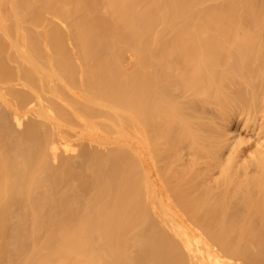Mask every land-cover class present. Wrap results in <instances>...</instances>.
<instances>
[{"label": "bare ground", "instance_id": "bare-ground-1", "mask_svg": "<svg viewBox=\"0 0 264 264\" xmlns=\"http://www.w3.org/2000/svg\"><path fill=\"white\" fill-rule=\"evenodd\" d=\"M43 53L66 58L60 73H44ZM70 66L95 90L77 100L125 108L127 118L113 112L127 120L125 143L95 141L99 113L75 117L61 97L54 106L87 120L92 153L60 126L47 131L44 95L61 94ZM16 74L14 105L37 120L18 132L0 113V264H264V0H0L6 90ZM107 121L106 131L122 123Z\"/></svg>", "mask_w": 264, "mask_h": 264}, {"label": "rangeland", "instance_id": "rangeland-1", "mask_svg": "<svg viewBox=\"0 0 264 264\" xmlns=\"http://www.w3.org/2000/svg\"><path fill=\"white\" fill-rule=\"evenodd\" d=\"M57 22H58V20H55V22H54V24H53V27H52V26H51V27L54 28V29H53L54 31H55V29H56V30H57V34H60V36H62V32L59 31V30L57 29V28H58V26H57ZM56 27H57V28H56ZM45 58H46L47 61H45ZM52 58H54V59L52 60ZM64 58H65V57H64L62 54H57V53H56V54H54V56H52V55L49 56V55L47 54L46 56H44V53H43V54L39 57V59H40V62H39V63H40L41 65H44V66H45L46 69H45L43 66L40 65L41 67H43L42 69H43L44 73H46V72H48L49 74L60 73L61 68H62V67H61L62 64H59V63H63V60L66 59V58H65V59H64ZM70 58H71L73 61L75 60L74 63L76 64V66H77L76 60H78V62H81V60H80L81 58L79 59V57H78V58L76 57L75 59H73L74 57L71 56ZM130 58H131V57H128V56H124V57L122 58L123 61H124V64H123V65H124L125 67H128V66L130 65V64H129V63H131V62H130V61H131ZM48 59H50L51 62H52V61H53V62L51 63ZM124 59H125V60H124ZM128 59H130V61H128ZM56 61H57V63H56ZM71 64H72V62L70 61V65H71ZM75 64H72V66H74ZM57 65H60V68H59V66H57ZM48 67H49V68H48ZM53 67H54V68H53ZM57 67H58V68H57ZM47 68H48V69H47ZM50 68H51V69H50ZM55 68H56V69H55ZM74 68H76V67L74 66ZM54 69H55L56 71H55ZM45 70H47V71H45ZM50 70H51V71H50ZM52 70H54V71L52 72ZM58 70H59V72H58ZM68 70H69V73L72 74V78H71V79H68L69 77H67L68 75L66 74V71H68ZM71 70H72V71H71ZM76 70H77V69H76ZM66 71H64V75H66V77H67V80L65 81L66 84H64V88H62V90H60L61 88H59V89H58L59 92H57V93H61V94H60V95L57 94V96L55 97V96H53V94L50 93V91H49L50 88H49L48 90H46V92L49 93V94H45V95H44V97H46V99H45V100H46V101H45V104L48 105V107H51V108H48V111L45 113V114L47 115V117H48V115L51 116L50 118L48 117V118L50 119V121L48 120L47 117L45 118V121L43 120V121L45 122V124H46V120H47L48 123H49V125H48V123H47L48 126H46V127H47V128H46L47 131H49L48 129L51 128L50 125L53 124L52 127H53V126H54V127L56 126V128H57V126H58V127L60 126V128H61V129H60L61 133H63V135H64L67 139L70 140V141H69V140H68V141H69V143H70L71 145L75 144V146H76L80 141H83V140H84L83 142H80L81 144L79 143L80 145L78 144L79 146L77 145V146L75 147V148H77L76 151L79 152V153L82 152V151H85V150L87 149L88 151H86V152H89L88 154H90V152H91V149H90V148H91V147L89 148V142H90V140H91V138H90L91 136H93V138L95 139V141H97V138H98V137H100L101 140H102V139L104 140L105 137L110 139L111 137H113L112 135H114V136L116 135V136H115L116 138L113 137V138L110 139V140H114V141L117 140L116 142H118V141L121 139V138H119V137H120L119 134H123L124 131H125V129L127 128V120H126V122L124 123L123 121H125V120H123V118H125V117H122V115H121V116L119 115V114H121V113H122V114L125 113V114H123V116H126V115H127L126 111L124 112V110H123V109H125V108H124V107H120V108H121V109H120V108H118V107H113V105H112V106H111V107H112V110H111V109L109 110V111H111L110 114H111V113L113 114V115L111 114V115H112V116H111V115L107 112V111H108V108H103V107H102V108L104 109V110H103V109H98V108H99V107H98L97 109L99 110V112L97 111V109H94V108H96V105H98V106H99V105H100V106H104V105H102L100 102H97V103L94 102L95 100L93 101V103L96 104V105H94V106L91 105V106H90V105H87V104L85 103V104H86V106H85V105H84V102L86 101V100H84L85 98H83V100H77V99H82V96H83L84 94H81V93H84V90H85V91H86V90L88 91V92H87V91L85 92V94L87 95V96H85V97H89V99L87 98L88 100L91 101V100H93V99H96L95 96H94V94H93V92H94L95 90H94L93 88H91V87H89V88L86 87V89L83 90V87H82V85H81L80 76H77V77H76V75H77V74L79 75L80 72L74 74V73H75V69H73V67L71 68V66H70V68L66 69ZM78 71H80V70L78 69ZM16 72H18V70H14V74H15ZM76 72H77V71H76ZM48 73H47L46 75L49 76ZM17 76H19V75L16 74V76H15V75L13 76V79L16 80V81L14 80V81H15L14 83H16V87H15V89H13V91H8V90H6V88H5L6 86L3 87V83L1 82L2 80H0V83H1V84H0V87H1V85H2V87L0 88L1 93H2L3 90H4L5 94H6V93L9 94L10 92H11V93H10L9 95H12L13 92H14L13 94H15V96L12 95L11 97H9L8 95H6V97H5V94H3L4 92H3L2 94L0 93V106L3 108V109H2V108L0 107V113H1V114H3V113L7 114V115L10 117V119H11V123H12V125L14 126V128H15L16 130H18V132H22V131L27 127L26 125H27L28 123L30 124V122L32 123V122H34V120H37V119H33V118H36V117H34V116H36V115H34L35 112L32 113V114H28V115L26 114V115H25V114H24L25 112H23V110H20V108L17 106V105L20 104L18 98H20L21 93H24V92H23L24 90H22L21 87H20L19 85H17V83L20 81V80H18V79H20V76H19V77H17ZM48 76H47V77L44 76V77H46V80H49V81H51V80L54 79V77H55L54 75H52V77L49 76V79H48ZM75 77L77 78V79H76V81H77V86H76V83H74V81H73V79H74ZM38 78H39V77H38ZM38 78L35 79L36 82L38 81ZM17 80H18V82H17ZM68 80H69V81H68ZM71 80H72V81H71ZM74 80H75V79H74ZM70 81H71V83H69V86H67V85H68V82H70ZM78 81H79V82H78ZM72 82H73V83H72ZM79 83H80V84H79ZM65 85H66V86H65ZM70 85H71V87H70ZM78 85H79V86L81 85L80 90H82V91H79ZM17 87H18V88H17ZM3 88H4V89H3ZM19 88H20V89H19ZM45 88H46V87H45ZM65 88H66V89H65ZM68 88H69V89H68ZM72 88H75L74 92L77 91V88H78V91L75 93L76 96H74V97H73L71 94H69V93L71 92L70 89H72ZM2 89H3V90H2ZM46 89H47V88H46ZM89 89H90V92L92 91L91 93L89 92ZM67 90H70V92L68 93ZM48 91H49V92H48ZM60 91H64V92H60ZM65 91H66L68 94H66ZM72 91H73V90H72ZM74 92H71V93H74ZM80 92H81V93H80ZM117 92H120V91L117 90ZM16 93L19 95L18 98H16ZM62 93H63V94L65 93L66 95H63ZM27 94H28V95H27V99L29 98L28 101H33V100L36 99V98H34V97H35L34 95H33L34 97L31 95V94H33V92L30 93V94H29V93H27ZM50 94L52 95V97H50ZM77 94H79V95H77ZM92 94H93V95H92ZM2 95H3L5 98L8 97V98H7L8 100L6 99L8 102L5 100V98H4ZM47 95H48V97H50V99L47 98ZM62 95H63V96H62ZM78 96H80V98H78ZM90 96H91V97H90ZM31 97H33L34 99L32 100ZM57 97H59V98H57ZM60 97H61V99H60ZM76 97H77V98H76ZM2 98H3L5 101H4ZM30 98H31V99H30ZM64 98L66 99V100H65V101H66V102H65L66 104H67V101H68V100H70V102L73 101V103L76 102L77 107H75L74 109L72 108V109H73V111L75 112V114H77V115H75L74 113H72V109H71V108H70L71 110L68 109V108H67L68 105L65 106L66 104L64 105V108L66 109V111L68 110V112H65V110H62L63 108H61V109L59 110V109L57 108V105L54 106V104H60V102H62L60 105H61V107H63L62 104H64ZM56 99H58V101H59V99H60V102H58ZM1 100H3L4 102L1 101ZM53 100H54V101H53ZM88 100H87V103H88ZM77 101H80V102H77ZM2 102H3V103H2ZM68 102H69V101H68ZM4 103H5V104H4ZM9 103H10V104H9ZM14 103H17V105H16V104L14 105ZM71 103H72V102H71ZM102 103L104 104V102H102ZM3 104H4V105H3ZM6 104H7V105H6ZM35 104H36V103H35ZM51 104H53L52 106H54L55 108H57L58 111H56V109L53 108V107L51 106ZM8 105H9V106H8ZM4 106H5V107H4ZM7 106H8V108H6ZM74 106H75V104H74ZM121 106H122V105H121ZM14 107H16L17 110H14ZM58 107H60V106L58 105ZM78 108H81V110H78ZM115 108H118V110L120 109V113L118 114V112H119V111H118V112H117L118 115H116L118 118H117V117H116V118L114 117V114H115V113H113V112H116V111H115ZM9 109H10V110H9ZM49 109H50V110H49ZM53 109H54V110H53ZM106 109H107V111H105ZM113 109H114V110H113ZM94 110H96V112H95ZM100 110H103V111L107 112V113L104 114V116L109 114V117H110V119H109V117L105 116V118L108 120V121H107V120H105L104 116L102 117V114H101V120H102V121H104V122L107 121V122H109L108 124H110V121H112V120H115V121H116V120H118V121L120 120V121H122V123H119V122H117V121L114 122V123L112 122V124H110V125L112 126L111 130H110L109 128H107L108 131H112L113 134H112L111 132L106 131V129L104 128V127H107V126H104V125L106 124V122H105V123H104V122H99L98 120L100 119V117H99V119L97 120L98 115H99L101 112H103V111H100ZM116 110H117V109H116ZM13 111H14V112H13ZM55 111H56V112H55ZM70 111H71V113H72V116H71ZM84 111H85L87 114H88L89 112H91V116H94L93 111H94L95 114H96V113H99V114H97V115L95 116L96 118H94V124H92L91 122H89V125L93 126L94 128H92V129L90 128V129H89L88 124H87V125L85 124V123H87V120H86L85 118H83V117H87V116H89V115H87ZM121 111H122V112H121ZM6 112H9V113H6ZM12 112H13L14 114H12ZM82 112H84L83 115L81 114ZM53 113H54V114H53ZM63 113H64V114H63ZM1 114H0V115H1ZM18 114H19L20 116H19ZM73 114L75 115V117H81V116H83V117H82V118L74 119L75 117H73ZM78 114H80V115H78ZM89 114H90V113H89ZM22 115H24V116H22ZM31 115H32V116H31ZM57 115H58V118H59V116H60V117H62V119H64V120H63L62 122H60V120H62V119H61V118L58 119V118H57ZM52 116H53V117H52ZM55 116H56L55 121L58 120V121H56V122L58 123V125H57V123L54 122V120L52 119V118H54ZM91 116H90V117H91ZM90 117H88V118H90ZM113 117H114V118H113ZM102 118H103V119H102ZM112 118H113V119H112ZM121 118H122V120H121ZM126 118H127V116H126ZM78 119H79V121H76V120H78ZM92 119H93V118L91 117L90 120L93 121ZM13 120H14V122H12ZM17 120H21V123H22V122H26V123H24L25 125L22 123V125L19 127V126H16V123H15ZM31 120H32V121H31ZM72 120H74L73 123L71 122ZM96 120H97V126L95 125V124H96V123H95ZM101 120H100V121H101ZM109 120H110V121H109ZM52 121H53L54 123H52ZM64 121H66L65 123L68 124V125H67L68 127L65 128L66 130H64V125L66 126V124L64 123ZM82 121H83V122H82ZM75 122H77L78 124L80 123L79 125H81V126H79L78 124L75 125V124H74ZM98 122H99V123H98ZM59 123H60V124H59ZM63 123H64V125H63ZM90 123H91V124H90ZM101 123H102V124H101ZM118 123H119V124H118ZM54 124H55V125H54ZM83 124L85 125L84 127H83ZM98 124H100L101 127H99V129H97V130L102 131V130H103V129L101 130L102 126H103V128H104V130H103L102 132H100L101 135H100V134H97L98 132H97V130H96L95 133H93L94 135H91V133H92V132H91V133H90V137H89V136H88V135H89V131H92L93 129L95 130V129L99 126ZM71 125H73V126H71ZM74 125H75V126H74ZM114 125H118V126H115L116 130H115L114 127H113ZM23 126H24L25 128H24ZM69 126H70V127H69ZM91 126H90V127H91ZM95 126H96V127H95ZM121 126H122V128H121ZM21 127H22V128H21ZM72 127H73L74 130L70 131V130H71L70 128H72ZM75 127L78 128V129H76ZM79 127L84 128V130H83V129H80ZM85 127H88L89 131H85V130H87V129H85ZM123 127H124V128H123ZM68 128H69V129H68ZM117 128H118V129L121 128V130L123 131V133H122V132L120 133V131H118ZM19 129H21L22 131H20ZM62 129H63V130H62ZM79 129H80V130H79ZM75 130H76V131H75ZM78 130H79L80 132H79ZM73 131L75 132V134H77V136H78L77 138H74V137L72 136V135H73V133H72ZM77 131H78L79 133H78ZM81 131H82V132H81ZM83 131H84V132H83ZM104 131H106V132H104ZM116 131H118L119 133L116 132ZM68 132H69V133H68ZM76 132H77V133H76ZM96 132H97V133H96ZM82 133H83V134H82ZM102 133H103L105 136L102 135ZM106 133H108V134H106ZM114 133H115V134H114ZM116 133H118V134H116ZM75 134H74V135H75ZM80 135H81V136H80ZM96 135H97L98 137H96ZM110 135H111V136H110ZM117 135H119V136L117 137ZM107 136H108V137H107ZM121 136H122V135H121ZM83 137H84V138H83ZM102 137H103V138H102ZM80 138H82L83 140L80 139ZM89 138H90V139H89ZM93 138H92V140H93ZM100 139H98V140H100ZM123 139H124V138H123ZM123 139H121V140H120L121 142H119V143H121V144L125 143V142L123 141ZM51 140L53 141L52 137H51ZM51 140H50V142L52 143ZM85 140H86V141H85ZM88 140H89V141H88ZM87 141H88V143H86ZM75 142H76V143H75ZM122 142H123V143H122ZM83 145L86 146L87 148H85ZM82 147H83V149H82ZM75 148H74V149H75ZM79 148L81 149V151H79V150H80ZM84 149H85V150H84ZM121 150H122L123 152H121ZM77 152H76V153H77ZM124 152H125V151H124V148H123V149L120 148V151H118L117 156L119 155V153H120V154L127 155V154L124 153ZM79 153H77V154H79ZM91 153H92V152H91ZM124 155L121 156V157L124 158L123 160H124V162H125V166H127V167H126V170H128L127 172H129V173H133V174H134V171H136L135 174H136V175H139V176L141 177L142 174H141V171H138V169H140L139 167H137L138 165H137L135 162L133 163L132 160H129V159H128L129 156H126V157H128V158L126 159ZM118 158H119V157H118ZM122 158L116 160V162H118V161L121 160ZM117 164H118V163H117ZM118 165H119V164H118ZM130 166H133V167H130ZM128 167H129V169H128ZM130 169H131V170H130ZM130 171H132V172H130ZM133 174H131V175L133 176ZM140 174H141V175H140ZM136 175H135V176H136ZM133 177H134V176H133ZM136 179H137V181H136ZM136 179H134L135 181L132 180L133 185H136L137 187L140 186V187H139V188H141L140 191H142L143 194H145V193H144V191H145V188H144V187H145V186H144V185H145V182H144V181H145V180L143 181V177H141V181L138 180V176L136 177ZM153 179H155V178H153ZM93 181H94V183H96L95 180H93ZM142 181H143V184H144V185L141 186ZM150 181H151V183H152L153 181L155 182V183H154V182H153V183H154V186H156V188H158V189L161 188L160 185L158 184V183H159V180L157 181V180L155 179V180H153V181H152V180H150ZM157 182H158V183H157ZM139 183H140V184H139ZM80 185H82V187H84V189H86L85 186H83V183H82V182L80 183ZM158 185H159V186H158ZM94 186H95V184H94ZM157 186H158V187H157ZM79 187H80V186H79ZM82 187H81V189H83ZM142 187H143V188H142ZM84 189L81 190V191H80V189H79V191L77 192V193H80V192H81V193L83 194V196L81 197V199L83 198V200H84V198H85V195L87 194V190L84 191ZM143 190H144V191H143ZM159 191H160V190H159ZM85 193H86V194H85ZM82 194L77 195L76 197L78 198V196H79V198H80V196H81ZM81 199H80V201H81ZM84 201H85V200H84ZM84 201H82V203H83ZM80 206H81V202H80ZM84 206H85V202H84ZM84 206H83V209H84ZM81 207H82V206H81ZM81 207H80V209H81ZM85 208H86V206H85ZM83 209H81L80 211L82 212ZM191 228H193V227H191ZM192 230L194 231V228H193ZM198 232H199V233H198ZM195 233L197 234V236H200V234H202L201 231H199V230H198V231L196 230Z\"/></svg>", "mask_w": 264, "mask_h": 264}]
</instances>
